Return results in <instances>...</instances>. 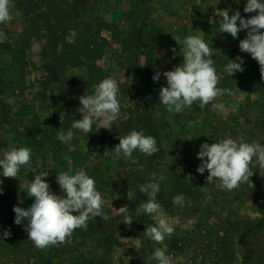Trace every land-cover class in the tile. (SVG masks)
Segmentation results:
<instances>
[{
  "label": "rangeland",
  "instance_id": "1",
  "mask_svg": "<svg viewBox=\"0 0 264 264\" xmlns=\"http://www.w3.org/2000/svg\"><path fill=\"white\" fill-rule=\"evenodd\" d=\"M245 3L10 0L11 20L0 24V154L28 147L32 168L22 166L16 178L0 176V264H157L150 259L157 247L166 250L171 264H264V170L252 168L251 182L231 191L222 190L218 180L208 182L207 170L197 172L203 142L233 138L264 144L259 63L238 47L246 30L233 38L220 33L218 24L225 10L254 15L244 13ZM187 35L208 43L217 87L231 95L173 113L159 102V91L166 86L163 73L182 62L179 41ZM237 56L243 58V71L230 77L223 68ZM135 58L141 67L137 83ZM107 77L119 87L120 114L111 129L96 118L89 134L72 129L68 142L59 141L58 131L67 132L82 118L79 97L93 94L94 85ZM216 102L227 112L214 109ZM131 130L154 136L159 151L152 156L135 151V163L114 158L118 137ZM70 168H83L94 178L109 219L97 216L64 242L37 248L24 224L14 223L13 207L31 205L33 198L24 191L41 170L49 172L50 188L59 194L56 175ZM150 173L160 184L161 211L145 214L137 210L147 200L139 184ZM176 195L182 196L181 205L173 204ZM123 205L133 215L130 225L116 210ZM161 215L175 230L157 243L143 232ZM6 229L11 234L4 237Z\"/></svg>",
  "mask_w": 264,
  "mask_h": 264
},
{
  "label": "clouds",
  "instance_id": "2",
  "mask_svg": "<svg viewBox=\"0 0 264 264\" xmlns=\"http://www.w3.org/2000/svg\"><path fill=\"white\" fill-rule=\"evenodd\" d=\"M9 4L10 0H0V24L11 20ZM243 11L255 14L245 18L239 10H235L231 15L229 10L223 11L218 15L219 30L220 33H229L233 38H236L240 31L246 30V36L239 41L238 47L241 52L249 53L258 61L261 77L264 79V31H261L264 29V0H246ZM2 36L3 32L0 31V37ZM179 44L183 45L180 47L183 60L173 69L163 73L166 86H162L159 91V102L167 111L180 113L194 104L203 108L218 96L231 95L230 89L217 87L219 78L215 61L212 50L204 39L198 35H187ZM243 63V58L239 56L235 60L228 59L223 71L231 77L236 72L243 71ZM160 75L159 72L154 74L153 80L158 81ZM118 95L117 81L111 77L102 79L94 85L93 94L79 97L82 107L78 111L83 113L82 118L74 119L67 132L58 131L57 139L68 142L74 135L72 129L89 134L96 118H101L103 128L110 130L120 114ZM211 106L222 113L227 112L223 102H216ZM118 138L119 143L113 148L114 158H124L135 163V151L147 156L159 151L156 138L142 131L131 130ZM197 157L201 161L197 172L203 174L207 170V181L218 180L222 190L231 191L240 184L249 182V178L254 174L252 168L264 170V144L256 141L224 138L213 143L203 142L199 146ZM30 158V148L11 147L0 154V176L16 178L22 166L32 168ZM48 175L47 170H41L34 175V179L28 180L24 192L33 198L29 207H13L14 223L24 224L28 239L32 240L37 248L64 242L74 229L86 228L87 222L97 216L102 220L109 219L103 209L105 201L96 188L94 178L83 168H70L57 173L59 194L51 190L46 179ZM155 175L150 173V178L139 184V191L146 194L147 200L142 202L137 210H142L145 214L161 211V204L156 199L160 184L151 178ZM172 202L174 205H181L182 196H174ZM116 210L123 217V223L130 225L134 218L129 207L123 205ZM174 230L169 218L161 215L157 223L147 226L143 233L148 240L159 243ZM10 234L7 229L3 232L4 237ZM150 259L157 261V264H171L170 256L160 247L155 248Z\"/></svg>",
  "mask_w": 264,
  "mask_h": 264
},
{
  "label": "trees",
  "instance_id": "3",
  "mask_svg": "<svg viewBox=\"0 0 264 264\" xmlns=\"http://www.w3.org/2000/svg\"><path fill=\"white\" fill-rule=\"evenodd\" d=\"M138 59L137 58H135V63H134V65H136L135 66V71H134V81L137 83V78H138V75H139V71H140V69H141V67L138 65ZM243 78V76H239V75H237V80H240V79H242Z\"/></svg>",
  "mask_w": 264,
  "mask_h": 264
}]
</instances>
